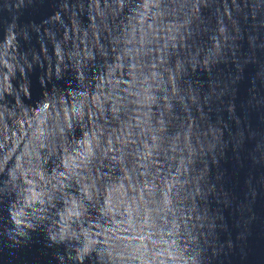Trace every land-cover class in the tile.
I'll list each match as a JSON object with an SVG mask.
<instances>
[{
  "label": "water",
  "instance_id": "water-1",
  "mask_svg": "<svg viewBox=\"0 0 264 264\" xmlns=\"http://www.w3.org/2000/svg\"><path fill=\"white\" fill-rule=\"evenodd\" d=\"M0 264H264V0H0Z\"/></svg>",
  "mask_w": 264,
  "mask_h": 264
}]
</instances>
